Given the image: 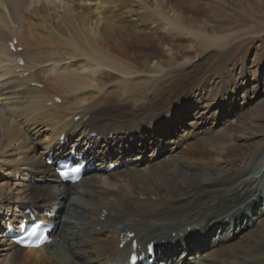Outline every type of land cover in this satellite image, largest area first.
<instances>
[{"label":"bare ground","instance_id":"obj_1","mask_svg":"<svg viewBox=\"0 0 264 264\" xmlns=\"http://www.w3.org/2000/svg\"><path fill=\"white\" fill-rule=\"evenodd\" d=\"M202 1L0 0L3 70L37 69L0 89L12 95L0 108V152L22 155L5 164L30 177L19 195L0 196V217L14 206L57 212L54 240L6 243L7 264L119 263L128 232L144 249L154 241L158 262L264 264V108H251L264 68H215L221 52L232 56L239 23L213 7L219 0ZM14 37L30 48L11 51ZM62 134L79 150L90 144L96 164L80 182H56L45 162L65 150ZM111 161L120 166L108 173Z\"/></svg>","mask_w":264,"mask_h":264},{"label":"rangeland","instance_id":"obj_2","mask_svg":"<svg viewBox=\"0 0 264 264\" xmlns=\"http://www.w3.org/2000/svg\"><path fill=\"white\" fill-rule=\"evenodd\" d=\"M202 2H204V1H202ZM213 7L221 10L220 11L221 15H223L224 17H226L225 15L228 16L229 14H231L230 16H228L229 17L228 20L231 23H235L236 21H237L236 23H239V24H236L235 28L232 30L233 36L230 39V43L232 44L231 46H233L235 49L232 56L229 59H227L221 52L220 55L217 56L215 58V60L213 61L215 68L220 70V72L221 71L223 72L224 67L228 66V68L232 71V73L234 75H236V77H238L239 74L243 72V70L246 71V73H247V71L250 68H252V67L256 68V66H258V65H260V68H264V9L262 8L263 10L261 11V7H259V6H256L257 9H254L251 6H249L252 9L248 8L249 10L246 11L245 9H240L237 6L230 4V3H226L222 0H219L218 3ZM13 27L15 29H18L17 24H15ZM31 40H34V39H31ZM44 46L39 45V46L35 47V49H45L46 47H49L47 43H45ZM29 48L30 47L27 46L25 49H29ZM25 49L19 50V51L22 52ZM46 49H48V48H46ZM8 60L9 59L4 57L3 61H1L2 65L0 64V89L3 86H5L4 84H7L9 81L13 82L14 78L16 77L17 74L20 75L19 77H21L22 71L24 72L23 75H25V76L30 75V72L32 70H33V72L37 71V69L34 68L32 70L31 69L27 70L29 72L28 73L27 71H25V69L21 70V68H16L11 73H7V72L5 73V71L3 70V67H4L3 65H7L9 63ZM74 61L75 60H73V62ZM242 63L244 64L243 69H242ZM47 65L48 64L41 65L38 68V70L47 69L48 68ZM25 72H27L28 74L26 75ZM10 74H13V75L11 76ZM43 74L49 80H51L53 77V75H51V74L48 75L47 72H44ZM10 78H12V80H9ZM7 80H9V81H7ZM30 84L33 87H37V88H43L44 87L43 86L44 83L38 84L35 82H31ZM18 89H20V87ZM8 96H12V95H10V94L0 95V98H1L0 99V108L3 106V104L8 103ZM14 96L15 95L13 94V97ZM262 97H264V96H262ZM262 97L253 104V106L251 107L252 110L264 108V100H263L264 98H262ZM55 101L57 103H61L62 98H61L60 102L57 101V99ZM50 103L51 102H48V105H51ZM230 106H231V104L227 105L225 110L229 109ZM251 111H249L248 113L252 114ZM257 112H260V110ZM64 113L67 115L70 114L69 110H65ZM238 117H241V115L239 113H237L234 118H238ZM225 119H226V114L224 113L222 115V117L220 118V121H224ZM220 125L223 126V122L220 123ZM226 125L228 127V126H231L232 124H229L228 122H226ZM181 130H182V128L180 129L179 132H181ZM13 153L10 151L9 148L0 152V196L1 197H4L6 194H7L6 196H8V197L11 196V193H10L11 191H9V189L10 190L13 189L12 195L14 193L18 194V192L21 193V191L19 189V188H21V185L18 183H20V181L22 182L23 179L22 178H21L22 180L17 179V178L15 179L14 178L15 176L12 175L11 170L9 169L10 166L5 164L8 162L9 163L12 162V160H13L12 156H22L19 153H17V154H15V152H13ZM10 187H12V188H10ZM17 189H18V191H17ZM3 246L6 247L5 245L0 244V264H7L8 253L6 252L7 251L6 248H4Z\"/></svg>","mask_w":264,"mask_h":264}]
</instances>
